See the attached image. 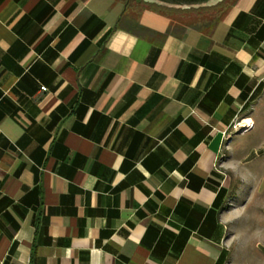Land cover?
<instances>
[{
	"label": "crops",
	"instance_id": "0c3cea01",
	"mask_svg": "<svg viewBox=\"0 0 264 264\" xmlns=\"http://www.w3.org/2000/svg\"><path fill=\"white\" fill-rule=\"evenodd\" d=\"M258 159L264 0H0V264H227Z\"/></svg>",
	"mask_w": 264,
	"mask_h": 264
},
{
	"label": "rangeland",
	"instance_id": "374dc122",
	"mask_svg": "<svg viewBox=\"0 0 264 264\" xmlns=\"http://www.w3.org/2000/svg\"><path fill=\"white\" fill-rule=\"evenodd\" d=\"M248 167L256 173L240 184L236 201L240 211L229 223L225 244L227 264H264V159L251 161ZM230 177L234 186L243 180L232 173Z\"/></svg>",
	"mask_w": 264,
	"mask_h": 264
},
{
	"label": "water",
	"instance_id": "95a60500",
	"mask_svg": "<svg viewBox=\"0 0 264 264\" xmlns=\"http://www.w3.org/2000/svg\"><path fill=\"white\" fill-rule=\"evenodd\" d=\"M145 4H154L163 8L174 10H198L214 7L224 0H137Z\"/></svg>",
	"mask_w": 264,
	"mask_h": 264
},
{
	"label": "trees",
	"instance_id": "16d2710c",
	"mask_svg": "<svg viewBox=\"0 0 264 264\" xmlns=\"http://www.w3.org/2000/svg\"><path fill=\"white\" fill-rule=\"evenodd\" d=\"M220 4V3H219ZM219 4H217L216 6H218ZM216 6H214V7H216ZM210 8H213V7H209V8H202V9H210Z\"/></svg>",
	"mask_w": 264,
	"mask_h": 264
},
{
	"label": "built area",
	"instance_id": "2783aa9c",
	"mask_svg": "<svg viewBox=\"0 0 264 264\" xmlns=\"http://www.w3.org/2000/svg\"><path fill=\"white\" fill-rule=\"evenodd\" d=\"M40 89H41V90H45V87H44V86H40Z\"/></svg>",
	"mask_w": 264,
	"mask_h": 264
},
{
	"label": "flooded vegetation",
	"instance_id": "af4514ba",
	"mask_svg": "<svg viewBox=\"0 0 264 264\" xmlns=\"http://www.w3.org/2000/svg\"><path fill=\"white\" fill-rule=\"evenodd\" d=\"M131 1V0H130ZM132 1H136V2H139V1H137V0H132Z\"/></svg>",
	"mask_w": 264,
	"mask_h": 264
}]
</instances>
